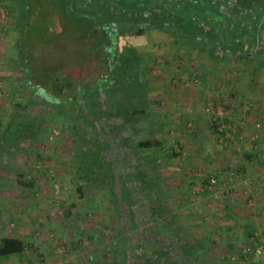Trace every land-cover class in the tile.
Here are the masks:
<instances>
[{"label":"crops","instance_id":"1","mask_svg":"<svg viewBox=\"0 0 264 264\" xmlns=\"http://www.w3.org/2000/svg\"><path fill=\"white\" fill-rule=\"evenodd\" d=\"M6 30L0 18V101L10 89L5 65L12 38ZM159 31L164 33L161 35V48H157L160 54L156 53L154 45L142 43L149 67L151 103L148 112L153 125L161 122V127L171 137L170 146H167L157 135L153 136L162 141V146L158 147L164 150L162 156H173V151L177 153L172 157L175 158L173 165L170 166L169 162L168 166L163 164L161 174L165 178L166 189L174 182L180 190L183 185L184 198L191 196L186 207L191 210V216L183 214L184 219H180L178 213L172 211L173 207L156 195L147 205L149 222L158 221L167 229L176 228L174 236L184 237L185 242L189 229L181 225L186 224L195 232L193 241L206 242L200 241V246L191 243H186L183 248L180 246L179 264H264V124L258 134V153L249 146L250 135L256 131L254 122L262 118L264 123V64L211 59L200 53L193 41L187 43V37L183 38L185 41L180 38L181 35L185 37L184 31L180 30L179 36L167 30ZM230 64L242 67L241 73H238L242 74V81H239L242 84L238 82L223 87L224 81L233 80L235 76L221 71L222 67ZM193 74H197L200 83L186 84ZM175 79L179 81L178 85L173 83ZM210 98L216 105L224 103L232 118L244 119L242 129L247 134L246 140L223 139L216 132L202 111L204 102ZM249 112L257 118H249ZM131 150L116 148L113 156L115 164L120 166V180L127 181L128 191L131 192L129 197L126 195L125 202L122 199V204L131 202L132 198L136 202V195L133 194L137 186L132 187L130 183H135L137 170L142 167ZM146 170L149 176H153L159 169L148 166ZM201 184L204 188L199 190ZM153 186L151 183L149 188H145L147 195L165 191V188ZM122 187L119 188L125 191ZM249 198L254 199L253 206L248 205ZM12 204L11 211L17 209L19 212L16 217L9 216V205L0 206V223L6 224L2 237L22 239L26 248L21 255L4 258L1 264H172L167 254L149 263V249L145 252L147 258L143 259L136 244L132 248L122 247L120 232L117 238L109 239L111 243L102 242L103 234L90 225L88 217L92 211L95 215L102 213L99 202L82 200L63 204L56 200H35L31 205H25L24 201ZM59 207L64 208L65 215L59 214ZM155 207L162 211L154 215ZM21 208H27L28 213L24 215L25 211ZM119 215L121 218V212ZM16 218L18 221L25 220L26 224H15L13 220ZM73 223L74 226H71ZM120 224L121 219L119 228ZM170 224L172 228H169ZM203 226L205 229L202 231ZM52 234L55 235L53 238ZM248 246L250 250H247ZM257 247L263 248L262 253L253 251ZM207 249L210 250L206 252ZM169 254L174 258L173 253ZM202 256L207 258L201 260Z\"/></svg>","mask_w":264,"mask_h":264},{"label":"rangeland","instance_id":"2","mask_svg":"<svg viewBox=\"0 0 264 264\" xmlns=\"http://www.w3.org/2000/svg\"><path fill=\"white\" fill-rule=\"evenodd\" d=\"M21 1L22 0H0V6L8 11L3 22L7 27V33L10 32L12 38V45L6 52L7 62L5 65V73H7L6 75H9L10 79V89L6 90L7 92L5 93L7 95L2 101H0V110H2L3 114L1 117L0 128L7 122L12 102L17 101L27 103L30 95L35 93L33 89L34 87L31 88L27 84L28 82L25 80V76H30L35 84H41L43 87H46L47 90L52 91L51 87L55 86L54 80L57 76H62L63 69L68 73L67 77H69L70 80L76 78L77 75H84L85 70L87 73H90L88 72L90 69L94 70L92 62L95 61L94 58L96 57L98 40L96 37L92 36V31H90L86 20L93 18L94 14L98 17L97 21L99 22V26L98 28H93V30H96V36L98 35V37H101L103 35L101 29H99L101 24L107 26L109 21L107 22L106 20L114 17V12L109 9H98L93 11L94 13H88L87 11H89V9H86V7L80 8L77 0H32L31 20H23L21 19ZM92 2H94V4H113L112 0H95ZM78 12L82 14L86 13L84 16L85 19H83L82 16L80 17ZM151 22L158 23L155 17ZM165 23L167 24V22ZM190 24L186 23L183 27L182 31H184L185 37L181 35L180 38L182 40H184L183 38H186L187 33L192 31L193 26ZM174 27H176V23L170 24L168 28L171 29ZM161 35H164L162 31L154 30L153 32H148L143 35L141 38L137 35L135 37L129 36L128 39L124 37L123 40L125 39L128 42L129 40L138 41L139 38L141 41L143 40L144 43L149 42L151 45H154L153 47L156 50V53H158L159 50L157 48L158 46L161 48L162 45ZM186 42H190V37H188ZM137 48L140 53L144 54V47H142V45H137ZM21 51H23V53ZM22 61H25V65L20 66L19 63ZM79 64H82V67ZM25 66L27 67L26 69ZM241 70L242 67L237 64H230L224 66V68L222 67L221 71L231 72L235 75L232 78L233 80L225 79L226 81L223 82L222 86H233L239 81L241 82L242 74H238L241 73ZM240 82L239 85L242 84ZM71 83L73 84V82ZM43 93L46 96V100L52 101L53 95L45 92ZM34 95L38 99L37 94ZM33 107L34 109H30L29 112L36 115L37 118L39 116L42 117L46 128L42 131H38L37 135L35 134L36 137L33 136L34 138H37L36 141L30 136H25L21 143L24 152L8 159L5 166H0V206L9 205V216L16 217L19 214L17 209H12L11 211L10 207L13 205L12 203H15L16 201H24L25 205H28V203L31 205L35 200L53 201L58 199L61 203L63 202V204L67 201H95L102 205L103 210L100 215H95L94 211L90 212L88 214V217L91 219L89 222L94 229L98 230V233L103 234L101 237L103 239L102 242L105 244L111 243L109 239L117 238V234L120 232L122 235L121 246L125 247L128 238L134 240L137 239L138 236H144L147 229H156L161 232L165 238L170 236L171 241H174V244L177 243L176 247L181 246L182 248L186 243L188 245L191 243L192 245L200 246L201 240L193 241L195 232L186 224L181 225L182 228L189 229L185 242L183 239L184 237L181 238V236L178 235L174 236L176 228L174 230L167 229L166 226L161 225L158 221L155 223L149 222L150 211L147 205L148 202L152 200V197H155L156 195L158 199L166 200L168 204L173 207L172 211L178 213L180 219H184L183 214L191 216V210L189 211L186 208L191 196L184 198L185 193H182V189H184L183 185L180 190L175 186V182L170 183L171 186L166 189L165 178H163L164 176L161 174L163 173V164L168 166L167 163L169 162L171 166L173 165L172 162H174L175 158L173 159V156H162V151H164L162 148H135L138 141L152 138L154 135H157L167 146H170L169 139L171 137H168L166 129L161 127V122L155 123V126L153 125L154 122L152 123L153 120L149 115L150 112H148V118L138 125L137 132L133 135L131 142L138 163L142 164V167L137 170V175L134 178L136 179L135 183H130L132 187H134V185L137 186L135 187L136 190L134 189L133 195H136L139 222L137 223V226L133 227L129 222L127 212H123L124 220L120 218V209L115 202L116 195L118 194L113 192V190L116 191L113 187L115 180L113 179L110 170L103 168L102 165L101 167L98 166L99 168H96L93 159H89V163H91L90 160H93L95 166L93 167L95 169L93 176L90 174L82 177L83 175L78 170L79 165L83 166V162H87V160L83 159V153L88 152L91 154V152L97 150L94 157L97 159L100 158L96 136L89 134L90 129L85 127L83 123L76 121L74 116H71V119L72 121L77 122L79 126L78 130L69 127L68 124H64L63 122L54 121V106H45L42 110H40V108L38 109L36 104ZM249 115V118L252 119L256 117L254 114H251V112H249ZM256 121L261 123V126L258 129L254 126L256 132L260 134V131L263 129V119L257 118ZM153 160L156 164H153L154 162L150 163ZM148 166H154L159 170L155 171L153 176H149V172L146 170ZM82 168L85 169V166ZM18 171L25 172L26 174L23 180H33L35 183L34 187L29 188L24 184L19 185L16 177ZM114 171L116 172L117 178H119L121 175L119 167ZM171 171H177V169ZM147 172L148 175H146ZM176 173L174 174L176 175ZM175 175H172V177ZM90 177L92 180L88 179ZM151 183L154 185L153 188H165V191L161 190L154 192L152 193V196L147 195L148 193L145 188H149ZM56 184L64 191L58 196L55 194ZM119 187L120 186L117 185V192L120 193L121 196H124L123 200L125 202L127 196L125 191H122ZM122 205L125 207L126 204ZM63 209L64 208L62 207L58 208L59 214H66ZM19 210L20 208L18 211ZM21 210L25 211L24 215L28 213L27 208H21ZM13 212L14 214H12ZM4 215L7 216V213ZM120 219L121 226L119 228ZM13 221L15 224L18 222L22 225L26 224L23 222L25 220L18 221L17 218ZM74 224L75 223L71 224V226H74ZM76 227L78 228V225H76ZM5 228L6 224L0 223V237L4 234L3 230ZM204 229L205 226L201 227L202 231ZM68 237L70 236L68 235ZM197 237L200 238V236ZM178 238L181 239L178 240ZM67 240L71 242V240ZM201 242L206 244L205 241ZM209 250L210 249H207L206 252ZM204 258L207 257L202 256L200 259L203 260Z\"/></svg>","mask_w":264,"mask_h":264},{"label":"trees","instance_id":"3","mask_svg":"<svg viewBox=\"0 0 264 264\" xmlns=\"http://www.w3.org/2000/svg\"><path fill=\"white\" fill-rule=\"evenodd\" d=\"M32 0H22L21 16L23 20H31L32 16ZM82 0H77L79 7H85ZM25 6V8H24ZM86 14V13H85ZM85 14L79 13L78 15L84 18ZM88 15V14H87ZM91 15V14H90ZM89 16V15H88ZM158 23H153L160 28H167L174 36H179L180 28L183 29L185 24L191 23L192 31L187 33L186 37H190V41H195V23L192 17L183 18L180 16H154ZM153 17V18H154ZM98 17L94 14L93 18L87 19L86 22L89 25L90 31L93 37L98 40V46L96 48V59L91 61L94 67L90 69V73L85 70L84 75H77L76 78L70 80L67 77L65 69H63L62 76L55 78V86L51 87L52 91L47 90L41 84H35L31 77L25 76L27 84L34 89V92L28 98L27 103L12 102L11 111L8 114L7 122L4 127L0 128V166L6 165L8 159L24 152L21 145L25 136L32 137L33 140H37L35 134L38 131H42L46 128L44 125V119L38 117L29 112L30 109H34L36 104L40 110L45 106H54V121L63 122L68 124L69 127L79 129L77 122L72 121L71 116H74L76 121L83 123V125L89 128V134L95 135L98 142V153L100 158H95L94 154L97 152L83 153V159L87 162H83L85 169L82 165H79L78 170L84 177L95 173V169L101 165L103 168L110 170L113 175L114 189L116 194V204L119 206V212H121V218H123V212H127L130 224L135 227L139 222V216L137 211V201L132 198L131 202H126L122 205V197L117 192V185L123 186L125 194L129 197L131 192L128 191L127 181L117 178L116 168L120 167L115 164L113 155L116 148L129 149L132 148V153H135L132 146V137L137 132L138 125L148 118V109L151 103L149 97V67L147 65V59L143 53L138 51L137 45L144 43V41L138 38V41L129 40L126 41L123 38H129L139 36L140 38L146 34L145 28H138L136 31L133 29H124L119 31L118 24H114L110 19L107 26L101 24L100 28L101 37L96 36V30L99 22ZM129 18V17H126ZM95 20V21H94ZM168 20V21H165ZM90 21V22H89ZM167 22V24L165 23ZM184 22V24H183ZM176 23V27L168 28L170 24ZM20 24V23H19ZM135 31V32H133ZM120 35H122L120 37ZM187 37V38H188ZM233 51L242 50L239 43L231 45ZM22 48V47H21ZM23 53V51H21ZM25 61L20 62L21 65H25ZM84 64V63H82ZM82 64H79L82 67ZM27 67L25 66V69ZM73 82V84L71 83ZM72 86V87H71ZM53 95L52 101L46 100L44 93ZM34 94H37L38 99ZM34 104V105H33ZM37 109V110H38ZM0 117V123H1ZM1 125V124H0ZM45 126V127H44ZM34 136V137H33ZM162 141L157 138H148L140 140L136 143L135 148H156L161 147ZM173 156H177V153L173 151ZM95 162V166L93 160ZM105 166V167H104ZM98 167V168H99ZM139 167V166H138ZM139 169V168H138ZM16 177L19 185L24 184L27 187H34V181H24L25 172L18 171ZM92 180V178H88ZM24 182V183H23ZM80 190V188H79ZM119 196V197H118ZM122 197V198H121ZM154 215L162 211L160 208H153ZM153 215V214H152ZM153 215V216H154ZM154 218V217H153ZM131 226V227H132ZM169 228H172V225ZM147 234V235H146ZM144 236H138L137 239H129L125 244L126 248L134 247L136 244L140 255L143 259H146V249L149 251L148 257L149 263L151 260H158L163 257V254H167L171 257L172 264H179L178 256L179 247L177 243L171 241L170 236L164 237L158 230H148ZM124 247V248H125ZM26 248V243L19 238L4 236L0 237V264L4 258H8L13 254L21 255ZM183 248V246H182ZM181 249V248H180ZM181 251V250H180ZM169 253L174 254V258Z\"/></svg>","mask_w":264,"mask_h":264},{"label":"flooded vegetation","instance_id":"4","mask_svg":"<svg viewBox=\"0 0 264 264\" xmlns=\"http://www.w3.org/2000/svg\"><path fill=\"white\" fill-rule=\"evenodd\" d=\"M82 1L88 13L112 10L111 21L120 26L119 31L145 28L146 34L151 30L170 32L153 24V17H192L196 32L193 42L206 57L264 64V0H112L113 4ZM234 43H239L242 50L233 51Z\"/></svg>","mask_w":264,"mask_h":264},{"label":"built area","instance_id":"5","mask_svg":"<svg viewBox=\"0 0 264 264\" xmlns=\"http://www.w3.org/2000/svg\"><path fill=\"white\" fill-rule=\"evenodd\" d=\"M8 14V11L0 6V18L4 21L6 16ZM174 84L178 85L179 81L175 79L173 81ZM191 84V83H200V79L197 76V74H193L190 78L189 81L186 82V84ZM203 113L206 114V116L209 118L210 124L214 127L216 132L223 138V139H240V140H246L247 134L244 132L242 129V125L244 123V119H239V118H232L229 115V109L226 108L224 103L216 105L215 102L213 101L212 98L207 99L204 102ZM254 126L258 129L261 126V123L258 121H255ZM57 134V132H56ZM249 146L252 149V151L258 153L259 151V145H258V133L255 131V133L250 135L249 138ZM247 182L245 181V184ZM199 190H202L204 187L203 185H199ZM61 192H64L60 186L57 184L55 185V194L58 196ZM56 202H59L58 199H55ZM248 205L253 206L254 205V199L249 198L248 199ZM54 234L51 235L53 238ZM63 243V242H62ZM60 247L63 250V245L60 243ZM251 247L248 246L247 250H250ZM253 251H255L257 254L262 253L263 248L262 247H257ZM57 264H60L59 262Z\"/></svg>","mask_w":264,"mask_h":264}]
</instances>
